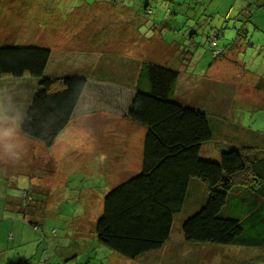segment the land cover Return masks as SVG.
I'll use <instances>...</instances> for the list:
<instances>
[{"label":"rangeland","instance_id":"obj_1","mask_svg":"<svg viewBox=\"0 0 264 264\" xmlns=\"http://www.w3.org/2000/svg\"><path fill=\"white\" fill-rule=\"evenodd\" d=\"M146 3L148 11L142 9ZM247 15L242 22L239 16L244 20ZM130 29L133 41L143 44L152 60L162 63L161 56L167 52L174 60L167 65L179 70V77L191 73L206 89L190 88L188 94L197 92V105L208 109L213 122L226 125V133L204 143L203 156L217 157L222 139L233 136L247 140L243 145L251 147L250 152L264 153V0H0V47L49 48L46 73L59 75L67 68L81 67V58L88 57L84 52L97 57L94 51L102 46H114L120 54L114 55L115 60L123 59L121 53L130 47ZM238 31V39L227 47L234 53H227L225 65L216 77L211 76L210 40L215 38L216 47L222 48ZM155 48H161L159 58ZM181 57L188 58L180 61ZM90 72L91 78L101 73ZM37 82L35 76L0 77V127L9 124L6 116L18 114L16 140L21 145L19 155L12 157L0 138V264H107L106 251H110L96 239L94 224L104 195L140 171L143 127L136 124L131 137L123 136L118 123H130L108 115L123 111V106L113 105L106 112V104L122 97L100 85L102 96L87 91L77 110L82 117L77 115L47 146L20 132ZM188 82L185 77V86L180 87L183 96ZM253 82L257 87H252ZM120 145L127 150L113 151ZM21 206L34 211L30 218L22 216L17 209ZM184 240L176 227L169 244L143 260L115 254L108 257L109 263L186 264L193 259L198 262L192 264H264V248L195 245ZM49 244L53 255L44 252Z\"/></svg>","mask_w":264,"mask_h":264},{"label":"trees","instance_id":"obj_2","mask_svg":"<svg viewBox=\"0 0 264 264\" xmlns=\"http://www.w3.org/2000/svg\"><path fill=\"white\" fill-rule=\"evenodd\" d=\"M148 6L146 3L142 9L148 11ZM247 17L243 20L239 16L242 22ZM240 34L236 32L223 47L232 46ZM216 46L212 38L209 67L223 54ZM50 57L47 47H0V77L38 78L20 132L47 146L71 120L89 76L85 68L59 75L46 73ZM183 58L188 57L180 61ZM179 74L166 63L144 60L130 85L133 94L124 118L144 128L140 171L103 197L94 234L110 251H106L108 257L118 254L124 259L143 260L148 253L167 246L176 227L186 243L264 248V153L250 152L252 148L243 145L247 140L233 136L222 139L217 157L203 156V144L222 137L226 125L213 122L208 109L197 105V92L195 96L188 94L190 88L206 89L191 78V73L182 79ZM185 77L189 87L183 96L180 87ZM17 209L28 218L34 213L31 208ZM24 228L19 233L23 234ZM50 247L44 252L52 254ZM108 257L107 264H113Z\"/></svg>","mask_w":264,"mask_h":264},{"label":"crops","instance_id":"obj_3","mask_svg":"<svg viewBox=\"0 0 264 264\" xmlns=\"http://www.w3.org/2000/svg\"><path fill=\"white\" fill-rule=\"evenodd\" d=\"M253 1H255V0H253ZM133 34H134L133 29H130V47L128 49L126 48L125 53H121V56H123V59L118 60L120 62H118L114 58V55H120V54L116 53L117 50H115L114 46L109 45L108 47L102 46L101 48L96 49L94 52L97 53V57L93 56L94 55L93 52H84V54L88 55V57L87 58L82 57L81 62L83 63L82 64L83 66L78 67V68H85L87 70V73H89L87 85H86V87L82 93V96H81L79 102L81 101V99L86 94H88L87 91H89V90L92 92L91 94H93V96H95V95L102 96L103 90H102L100 85H104V87H106L107 91H109V92L111 91V92L117 94L118 96L122 97V98H118V99L114 98V100H115L114 103L106 104L108 106V109L106 112L111 111L109 109L110 108L112 109L113 105L123 106V111H121V112L112 111L108 115H111L110 117H113V115H114V118H112V119H116V120L118 118L124 119L128 123H130V125L127 123H118V125L121 126L123 136L130 135V137L134 134V131L137 127L136 123H133L132 121H129L128 119L124 118L125 111L127 110L128 104H129L131 97H132V94H133V91L130 88V85L133 86V81H134V78L136 76L138 66L141 64V62L144 60H152L150 53L149 52L147 53L146 50L142 49V47H144L143 44L136 43L135 41H133V40H135V38L132 37ZM157 45H155L154 47H156ZM155 49L156 50H154V51H156V53L158 54V57H155V58H159V56H160L159 50H161V48L160 49L155 48ZM221 49L223 50V54L220 56V58L214 59V62L212 63L214 65L210 69V75L212 74L211 76L216 77L215 72H219L218 68H222V66L225 65L224 62L227 60L226 54L231 53V52L234 53V51H235L231 48L223 47V45H222ZM160 60L161 61L163 60L162 61V63L164 62L163 64H165V63L171 64L174 61V60H172V55H170V54L168 55L167 52L161 56ZM92 61L94 64L92 63ZM152 61H155V60H152ZM231 64H232V62H230L228 60V66ZM121 65H122V68H124L122 71H120ZM241 65H242L244 71L247 72L245 65L243 63ZM70 70H72V68H70ZM91 70L95 71V72L101 71V73L97 72L95 75H93L95 77L91 78V76H92V73L90 72ZM62 72H69V68H67L66 70H64ZM182 75H184V74L180 75V77H179L180 79H182ZM186 75H188V73ZM100 77H102V78H100ZM122 77H126V79L122 80L121 79ZM255 78H256V76L254 77V79ZM130 80H131V82H130ZM253 83L254 84L252 87H257L256 82H253ZM89 85H91L92 88H89ZM110 96H112V95H110ZM79 102H78V105L76 107V110H75L71 120L69 121V123L67 125L72 123L73 119H74V121H76L75 117H79L77 115H80L82 117L83 113L77 114ZM206 104H208V102ZM1 125L2 124L0 123V126ZM143 136H144V128L142 131L140 130V133H139V140H140V146H138L139 147L138 149L140 150L139 151V159H141V154H142L141 151H142ZM130 142H131V140H130ZM125 144H127L129 146L128 151H130V144L129 143H125ZM123 145L115 147L113 149V151L119 152V150H127V149L123 148ZM111 156H114V155H111ZM131 156H133V155L130 152V157ZM131 159H136V158H131ZM37 250L38 249H36V251ZM53 254L54 253L52 251V254H50V255H53Z\"/></svg>","mask_w":264,"mask_h":264},{"label":"clouds","instance_id":"obj_4","mask_svg":"<svg viewBox=\"0 0 264 264\" xmlns=\"http://www.w3.org/2000/svg\"><path fill=\"white\" fill-rule=\"evenodd\" d=\"M5 119L9 121L7 126L0 127V138L4 140V150L12 157L19 155L20 143L16 140L17 129L16 124L19 120V115L6 116Z\"/></svg>","mask_w":264,"mask_h":264}]
</instances>
